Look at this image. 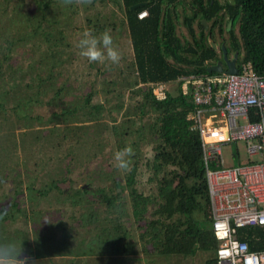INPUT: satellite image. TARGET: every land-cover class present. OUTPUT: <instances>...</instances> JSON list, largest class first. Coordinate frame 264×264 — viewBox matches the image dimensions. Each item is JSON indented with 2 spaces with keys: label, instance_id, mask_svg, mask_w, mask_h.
Segmentation results:
<instances>
[{
  "label": "rangeland",
  "instance_id": "1",
  "mask_svg": "<svg viewBox=\"0 0 264 264\" xmlns=\"http://www.w3.org/2000/svg\"><path fill=\"white\" fill-rule=\"evenodd\" d=\"M236 24L232 33L239 41ZM106 29L122 54L119 64L88 62L77 41L85 31L99 35ZM211 30L220 40L216 28ZM175 31L189 38L183 26ZM134 79L124 14L108 0H0V243L21 241L25 261L46 264L45 257L63 253L90 259L125 251L126 262L121 258L119 264H204L213 256L200 249L157 252L143 220L132 219L123 185L127 172L115 166V153L129 145L134 150L132 185L149 196L148 219L157 196L145 162L158 141L156 113L147 105L138 108ZM161 85L174 92V80ZM241 145L239 161L229 157L233 143L222 146L225 163L246 160ZM98 187L114 195L111 205L97 199ZM192 215L200 218V211ZM117 233L123 235L112 241Z\"/></svg>",
  "mask_w": 264,
  "mask_h": 264
},
{
  "label": "trees",
  "instance_id": "2",
  "mask_svg": "<svg viewBox=\"0 0 264 264\" xmlns=\"http://www.w3.org/2000/svg\"><path fill=\"white\" fill-rule=\"evenodd\" d=\"M108 1L124 14L133 52L134 83L139 85L138 108L141 110L147 105L156 113L152 126L158 141L152 146V154L145 165L155 179L157 200L150 211L153 215L146 219L149 196L132 185L133 163L123 181L130 199L132 219L137 223L143 220L142 229L147 227L146 239L157 248V252L192 253L195 249L214 252L216 238L210 228L200 140L188 117L193 105L190 85L183 88L182 81L176 77L206 71L209 59L214 57L206 34L211 36V27L220 24L224 15L225 23L228 21L227 36L222 37L221 42L226 52L236 51L235 65L241 60H249L256 72L264 73V0ZM140 9H145L146 13L138 17L136 13ZM200 17L209 21L206 31L202 30ZM235 20L239 41L232 33ZM193 22L197 27L196 36L192 31ZM179 23L189 38L178 36L175 26ZM168 80L175 81L174 92L164 89L161 96H156L152 92L153 83ZM89 95L86 93L84 100ZM115 185L122 187L120 183L115 182ZM74 189L86 191L87 187ZM93 192L99 201L112 204L114 195L107 196L102 187ZM193 210L200 211V218H194ZM91 215L94 217V212ZM140 231L142 236L143 230ZM122 235L114 234L111 239L115 241ZM237 235L246 241L249 249L264 248V225L238 227ZM124 253L94 255L90 259L73 257L72 263L69 260L67 264H102V261L104 264H119L121 258L125 261ZM212 261L213 256L205 259L204 264Z\"/></svg>",
  "mask_w": 264,
  "mask_h": 264
},
{
  "label": "built area",
  "instance_id": "3",
  "mask_svg": "<svg viewBox=\"0 0 264 264\" xmlns=\"http://www.w3.org/2000/svg\"><path fill=\"white\" fill-rule=\"evenodd\" d=\"M145 13L140 9L136 15ZM235 68L178 78L183 88L190 85L188 117L200 140L210 228L216 238L213 262L264 264V248L249 249L237 235L238 227L264 225V73L256 72L249 60ZM164 89L161 82L152 85L156 96ZM237 142L246 160L225 163L222 146Z\"/></svg>",
  "mask_w": 264,
  "mask_h": 264
},
{
  "label": "clouds",
  "instance_id": "4",
  "mask_svg": "<svg viewBox=\"0 0 264 264\" xmlns=\"http://www.w3.org/2000/svg\"><path fill=\"white\" fill-rule=\"evenodd\" d=\"M79 4H90L92 0H75ZM64 4H71L73 0H63ZM80 55L90 63L119 64L122 54L118 47L114 46V40L110 30H104L99 35L93 34L91 30L85 31L76 45ZM134 155L132 147L126 146L115 153L117 169L123 172L130 171L131 156ZM21 241H7L0 243V264H25Z\"/></svg>",
  "mask_w": 264,
  "mask_h": 264
},
{
  "label": "crops",
  "instance_id": "5",
  "mask_svg": "<svg viewBox=\"0 0 264 264\" xmlns=\"http://www.w3.org/2000/svg\"><path fill=\"white\" fill-rule=\"evenodd\" d=\"M219 2H222V1H220V0H218ZM223 1H227V0H223ZM141 2V1H140ZM169 8V7H168ZM221 11V10H220ZM180 17H181V14H180V12L178 13V21L180 22ZM224 19H226V15H224L223 16V19L222 20H224ZM199 21L203 24V28H202V30L204 31V29H205V31H206V28H207V24H208V22L209 21H205L204 20V18L203 17H200L199 18ZM237 23V20H235L234 21V23ZM177 25H181V26H183L181 23H179V24H176V26ZM237 25V24H236ZM176 26H175V28H176ZM218 26H219V30H218ZM227 26H228V21L225 23V21H223V23L222 24H215L214 26H212L211 27V29H214V28H216V32H218V31H220V32H222V29H224L225 31H226V29H227ZM184 27V26H183ZM194 27H196V25H195V23L193 22L192 23V31L194 32ZM197 28V27H196ZM185 29V28H184ZM227 32V31H226ZM211 33H212V30H211ZM207 35V34H206ZM208 35H209V37H210V39L211 40H213L214 41V43H215V41H217V40H214L213 38H212V35L210 36V34L208 33ZM223 44V43H222ZM211 46V45H210ZM225 49V48H224ZM240 62V61H239ZM238 62V63H239ZM213 63V62H212ZM237 63V64H238ZM209 64V63H208ZM207 64V65H208ZM236 63H235V59H234V65H235ZM222 66H223V68H224V64H222ZM212 72H213V70H211ZM176 78H178V77H176ZM179 79V78H178ZM263 116H264V111H263V114H262ZM253 117H255V118H257V116H253ZM242 147V146H241ZM228 153H229V157L231 158V156H232V158L234 159V157H235V159L237 160V161H239V160H242V159H239L238 158V152H237V144L236 145H234V153L233 152H229V149H228ZM246 154V153H245ZM224 159V158H223ZM243 160H245V158H243ZM69 257H71V258H73V256H71L70 254H66V253H63V254H58V255H56L55 256V258H54V260H52V258L53 257H50V256H48V257H45L46 258V260H48V262L46 261V264H67L68 263V258ZM65 259V260H59V259ZM30 260H31V262H30ZM30 260H28V261H25V264H36L35 263V261H33L32 260V258L30 259Z\"/></svg>",
  "mask_w": 264,
  "mask_h": 264
},
{
  "label": "water",
  "instance_id": "6",
  "mask_svg": "<svg viewBox=\"0 0 264 264\" xmlns=\"http://www.w3.org/2000/svg\"><path fill=\"white\" fill-rule=\"evenodd\" d=\"M141 2H136L134 4H132L130 7H134L138 4H140ZM206 39L207 41L209 42V44L215 48V43L213 40L210 39L209 35L207 34L206 35ZM220 48H221V53H222V61H223V64H224V68L222 66V62L221 60L217 59L216 61H214L213 63H210L208 64L206 67H205V70L206 71H226V72H234L236 71V68H235V65H234V58H235V54L236 52L234 51L233 52V56L231 58H227L225 56V49H224V46L223 44L221 43L220 44Z\"/></svg>",
  "mask_w": 264,
  "mask_h": 264
},
{
  "label": "flooded vegetation",
  "instance_id": "7",
  "mask_svg": "<svg viewBox=\"0 0 264 264\" xmlns=\"http://www.w3.org/2000/svg\"><path fill=\"white\" fill-rule=\"evenodd\" d=\"M218 33V32H217ZM218 35H220V40H218V41H216L215 42V48H213L212 46V48H213V50H214V57L213 58H211V59H209L210 60V62H209V64L210 63H212V62H214V61H216L217 59H219V60H221V62H222V64H223V61H222V53H221V48H220V44L222 43L221 42V32H220V34L218 33ZM230 52V53H229ZM233 52L234 51H228V52H226V50H225V56L227 57V58H231L232 56H233ZM236 52V51H235ZM235 57H236V54H235ZM235 59V58H234Z\"/></svg>",
  "mask_w": 264,
  "mask_h": 264
}]
</instances>
